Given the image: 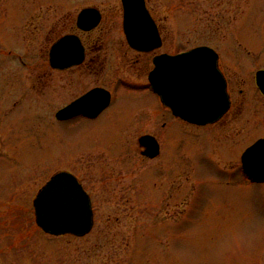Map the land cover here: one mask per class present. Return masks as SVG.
Returning <instances> with one entry per match:
<instances>
[{"label":"rangeland","instance_id":"374dc122","mask_svg":"<svg viewBox=\"0 0 264 264\" xmlns=\"http://www.w3.org/2000/svg\"><path fill=\"white\" fill-rule=\"evenodd\" d=\"M146 1L164 44L137 54L125 40L121 0H0V136L9 142L0 144V264H264V186L217 174L206 152L191 156L187 134L178 153L183 124L170 117L162 127L146 77L156 53L210 45L235 96L246 92L244 124L264 103L255 91V72L264 67V0ZM85 6L102 11L98 27L83 35L99 56L100 77L85 76L77 93L121 81L96 122L51 121L46 54L60 35L81 34L75 20ZM52 82L61 95L62 75L53 72ZM14 88L20 99L11 97ZM146 133L163 140L161 156L141 157L137 140ZM256 136L248 125L228 145L239 151ZM103 141L115 150L99 148ZM231 154L214 159L231 167L239 160ZM67 161L64 168L85 177L93 195L94 225L81 237L48 235L34 220V196Z\"/></svg>","mask_w":264,"mask_h":264},{"label":"water","instance_id":"95a60500","mask_svg":"<svg viewBox=\"0 0 264 264\" xmlns=\"http://www.w3.org/2000/svg\"><path fill=\"white\" fill-rule=\"evenodd\" d=\"M123 32L128 44L139 51H151L161 46L155 21L145 0H121ZM95 7L82 9L77 15V27L88 31L100 22ZM84 50L77 35L67 34L53 43L50 63L65 69L79 64ZM218 54L208 46H199L174 56L153 58L154 68L148 79L153 91L167 98L174 115L189 122L205 124L219 118L229 106L225 82L217 68ZM171 80V84L168 83ZM257 85L264 94V70L256 72ZM109 101V93L95 88L58 112L59 117L78 113L95 116ZM143 154L155 157L158 143L153 136L143 135ZM243 172L253 181H264V139L249 146L241 157ZM35 222L45 233L83 236L93 226L90 200L74 175L61 171L54 174L33 199Z\"/></svg>","mask_w":264,"mask_h":264},{"label":"flooded vegetation","instance_id":"af4514ba","mask_svg":"<svg viewBox=\"0 0 264 264\" xmlns=\"http://www.w3.org/2000/svg\"><path fill=\"white\" fill-rule=\"evenodd\" d=\"M158 31H159L160 36L162 38V44H164V37L162 35V30H161V27L159 26V24H158ZM79 32L81 33L79 35L82 38L81 40H82V44L84 46V59H83V62L81 64L74 66V67H71V68H68V69H63V70L54 69L50 66L48 51L46 54V62H47L48 69L44 70L43 72L45 73L46 83L48 84L47 87L49 88V91L47 93L46 105L48 107L47 109H50L51 121L57 120L60 122H67V121H71V120H88V121H93V122L95 121L96 122V119H98L105 112V110L111 105L113 99H115L114 89H115V86H117L119 84L118 81H121V76H118L113 81H110L111 82L110 85L100 84L99 82L98 83L94 82L92 85L83 88L79 93H77L81 88L79 86H77L76 83H81L85 76H89V77L92 76L94 78V81H98V79L100 77L99 56L97 54L91 55V50H92L91 46L93 45L92 44L93 42L90 39H85V38L83 39L84 34H90L92 31H90V32L79 31ZM94 42H97V40H95ZM133 51H135L137 54L147 53V52H139L136 50H133ZM178 52H172V53L168 52V54H176ZM160 53H166V51H161ZM152 58H151V68H152ZM151 68L149 69V71L151 70ZM219 68L221 69L220 66H219ZM33 71L34 70H30L29 74L26 77V80L29 82H32L31 73ZM149 71L147 72V74L149 73ZM221 71H222V69H221ZM53 72L61 74L62 78L64 79L65 85L61 86L60 89L57 90V91L62 92L61 95H59V96L55 95L56 91H54V88H53V86H54L53 82H52ZM222 73L224 75L223 71H222ZM13 76H14L15 80L20 78L18 73L14 74ZM224 77L226 80L227 93H228L229 100H230V106H229L228 110L220 118H218L214 122L207 123L204 125H199V124L187 122V121H185L179 117L174 116L171 109L166 104V99L162 95L157 96L158 107H159L158 113H160V117H162V119H163V121L161 123L162 127L166 126L167 119H169L170 117H172V120L173 119L178 120L183 124V125H180V129H178V139L175 142L176 144L175 145L173 144V147L175 149H177L176 147L181 148L179 145L181 142V136L183 134H187L189 136L188 139L191 138L190 142H189V144H190L189 148H191L190 149L191 156L193 154L202 155L200 153V151L206 152L207 156L212 161V163H213L212 167H213V169L216 170L217 174L223 175L224 178H228V177L229 178H235V176L237 175V178H239V179L243 178L249 182H252V181H250V179H248L243 174V171L241 168L240 158H241V154L243 153L245 148H247L249 145H251L256 140H258L260 138H264V109L262 110V108L264 107V103H262L261 101H257V104H254V107L252 109V117H247L244 120L245 121L244 124H239L238 122L240 121L241 118H243L242 116L245 113L244 109L246 108V105H247L246 104L247 103V95H246V92L244 90L238 89V93H237L238 96H235L233 88H232V90L230 89L228 77H226L225 75H224ZM171 82H172L171 80H168V83L171 84ZM30 87H31V91H33V89H34L33 86L31 85ZM77 87H79V89L74 90ZM93 88H103V89L107 90L108 92H110V103H109V105L106 108H104L97 116L89 117L87 115L79 114L77 116H73V117L66 118V119H58L56 117V112L58 110L62 109L63 107H66L69 103L76 100L78 97L82 96L83 94H85L86 92H88L89 90H91ZM255 91L258 95V98H261L264 100V95L262 94V92L260 91L258 86H256V84H255ZM33 93H34V91H33ZM16 95L20 99V92L15 91V88H14V91L12 92L11 97H15ZM17 97H16L15 101L13 102V105H12L13 109L15 108V105L19 103V101H17V99H18ZM260 104H262V106ZM56 105H58L56 107V110L52 111ZM165 119H166V121H165ZM248 125L250 127H252V130L254 132L257 133V136L252 141H250L249 144L244 145L239 151L237 148H234V149H236V150H234L231 146L228 145L229 140L234 139L236 136L241 134L244 131V127L245 126L248 127ZM13 134H14V131L12 132V135ZM163 134H161V136ZM168 136H169V133H168ZM1 138H2V135L0 136V144H1V147L3 146V148H4V145H8L9 142H7V141L4 142L1 140ZM156 139H157V143H158V147H159V152H158V155L156 157H159L163 154V152H162L163 140H161V137H156ZM12 141L14 143L13 139H12ZM116 141L114 140V143H112V144H115ZM108 143L103 141V146H99V148L100 147L101 148H107L106 149L107 152H110V151L113 152L115 150L116 146L113 149V148L109 147ZM17 148H18L17 145H13V149H14L13 151H16ZM230 149H231V151H230ZM88 150H90V149H85V150L83 149L82 151H88ZM232 150H234L235 153L231 154ZM177 151L179 153L180 149H177ZM118 153H119V151H118ZM230 154L233 155L234 157L239 158L238 162L234 166H231V167H227L224 164L221 165L219 160L216 161L214 159V156L216 158L219 156H222V158H226V156H228ZM140 155L142 158H144V157H145V159L148 158L142 154V149L140 150ZM180 161H179V157H176L173 159V162L175 164V166L173 167L174 170H178V171L180 170V168H179ZM67 165H68V161L66 164L62 165L61 167H58L57 170H54L51 173V175H53L54 173H56L58 171H62V170L68 171V172L74 174L76 176L77 180L79 181V183L82 185L83 189L87 192V194L90 198V201H91V205L93 206V195L91 193V190H89L87 187L86 178L79 176L78 174H76L75 172H73L72 170H70L68 168H64ZM177 176H176L177 177L176 180L174 179V184L179 182L178 178L180 175L177 173ZM253 183L260 184V185L264 186V182H262V183L253 182ZM161 195H162V193H161Z\"/></svg>","mask_w":264,"mask_h":264}]
</instances>
